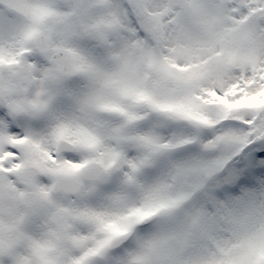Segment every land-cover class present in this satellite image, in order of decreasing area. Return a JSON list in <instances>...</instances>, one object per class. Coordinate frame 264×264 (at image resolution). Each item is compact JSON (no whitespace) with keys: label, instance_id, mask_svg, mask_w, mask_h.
I'll return each instance as SVG.
<instances>
[{"label":"snow or ice","instance_id":"obj_1","mask_svg":"<svg viewBox=\"0 0 264 264\" xmlns=\"http://www.w3.org/2000/svg\"><path fill=\"white\" fill-rule=\"evenodd\" d=\"M0 264H264V0H0Z\"/></svg>","mask_w":264,"mask_h":264}]
</instances>
